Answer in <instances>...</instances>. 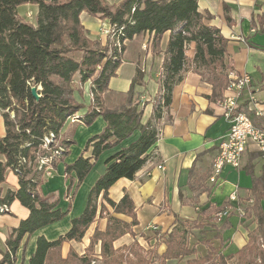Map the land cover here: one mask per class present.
I'll use <instances>...</instances> for the list:
<instances>
[{"label": "trees", "instance_id": "trees-1", "mask_svg": "<svg viewBox=\"0 0 264 264\" xmlns=\"http://www.w3.org/2000/svg\"><path fill=\"white\" fill-rule=\"evenodd\" d=\"M198 3L199 0H122L110 5L106 0H0V112L5 127V135L0 136V216L10 215L15 201L30 211L12 229L0 264H16L17 251L25 238L27 243L36 231L63 220L99 157L135 131H140V137L107 160L83 214L73 219L71 229L58 239L39 237L29 264H181L184 259L185 264H264V173L257 176L253 165L247 167L252 180L249 200L253 203L246 208V215L256 228L248 233V243L238 252L224 255L210 240H202L208 249L202 256L189 241V228L213 226L220 220V213L231 209L229 203L202 210L201 221L176 219L170 231L154 233L156 241L150 248L143 247L137 239L128 246L114 247V242L127 234L135 237L132 227L139 222L130 195L126 193L117 203L110 199L109 191L120 179L134 180L154 157L161 123L164 119L172 121L174 88L187 73L194 72L213 87L212 98L218 100L231 82L234 66L227 50L228 39L218 27L206 24L212 16L201 13ZM24 5L38 7L35 23L20 15L19 8ZM84 12L111 26L109 45L89 38L81 21ZM167 32L169 41L162 51ZM144 33L151 35L153 54H164L160 91L155 96L153 115L145 123L144 109L151 101L142 106L140 94L136 95V86L146 84L141 70L137 71L125 105L108 109L104 103L110 81L123 62L126 41ZM192 43L195 49L190 58L186 51ZM76 76L78 85L89 83L92 93V103L84 114L79 113L84 105L76 98ZM33 88L39 97L33 95ZM248 116L254 121L253 113ZM99 117L105 121V129L87 141L73 163H65L70 148L76 144L71 136L63 134L68 121L91 126ZM61 163H65L69 181L65 199L70 203L66 211L59 208L60 199L55 194L44 196L40 191L47 171H56ZM8 171L18 178L17 190L4 191ZM210 175L211 172L201 175L194 180V186L203 189ZM104 202L114 214L131 218V224L110 215L106 230H95L84 255L71 250L64 258L63 245L83 240L107 209ZM98 243L100 261L94 256ZM162 244L165 251L160 253Z\"/></svg>", "mask_w": 264, "mask_h": 264}, {"label": "crops", "instance_id": "crops-1", "mask_svg": "<svg viewBox=\"0 0 264 264\" xmlns=\"http://www.w3.org/2000/svg\"><path fill=\"white\" fill-rule=\"evenodd\" d=\"M106 1L110 5H117L122 0ZM198 6L201 13L212 16L206 24L218 27L228 39L227 50L234 66V72L230 74V78L243 74H248L252 78L251 86L241 97L237 111L247 115L253 113L254 121L251 120L253 124L258 123L255 127L264 129V116L257 115L250 103L251 97L254 96L257 105L255 107L264 110V0H199ZM31 7H36L37 16L38 7L36 5H24L19 9ZM81 21L91 33L90 36L96 38L100 29L99 19L84 12L81 15ZM169 37L170 32H167L161 44L162 51L166 49ZM151 44L152 39L149 33L126 41L123 62L116 77L111 79L109 90L104 94L105 104L110 109L124 105L137 71L141 70L144 73L146 84L136 86L135 90L151 100V103L144 109V123L153 115V100L160 91L159 76L164 59L163 53L153 54ZM194 49L195 44H190L186 55L192 58ZM76 77L79 79V76ZM87 84L90 87V84ZM212 95L213 87L206 83L200 75L194 72L187 73L173 90L170 108L172 121L164 119L161 123V134L153 148L154 157L137 173L134 180L120 179L109 191L110 199L117 203L126 193L132 198L139 222L134 230L137 234H145L147 238H151L144 242L146 245L142 244L145 248H150V245L152 246L156 241L152 238L154 228L163 234L172 229L176 219L201 221L202 210L207 208L209 210L213 206L221 207L226 203L231 204L230 215L214 221L213 226L207 225L200 231L213 235L215 240L211 241L212 245L220 248L224 255L234 254L248 243V233L252 230H248V224L245 222L247 220L246 208L249 206L244 203H253V201L249 200L252 180L247 174V167L253 165L255 174L262 175L264 155L251 147L244 154L242 167L240 169L226 167L218 185L211 184L208 179L203 189L194 186V180L203 174L212 172V163L218 154L219 145L231 127L223 106V100L230 94L225 90L218 100H214ZM90 97L92 101L91 90ZM0 119L2 120L1 115ZM72 121H68L63 130L65 136H71L76 141V144L70 148V155L65 159L67 164L73 163L82 154L87 141L92 136L101 133L106 127L102 117L97 118L91 126ZM4 135L5 128L0 129V136ZM140 135V131H135L130 138L99 157L90 172L92 173L91 180H88L89 174L73 197L69 214L63 220L36 231L28 239V244L25 243V238L17 251L16 264H29V259L36 251L39 237L44 236L49 241H53L71 229L72 220L81 216L85 211L90 191L106 169L107 160L122 148L136 141ZM88 155L90 153L86 154ZM255 155L257 156L254 157ZM0 160L3 158L0 157ZM65 163L58 165L55 175L46 179L40 189L44 196L56 193L60 199L59 208L63 211L68 209L70 203L65 199L66 187L69 184L65 180ZM159 166H164L165 169L161 170ZM6 177L7 180L3 184L4 191L17 190L19 188L17 176L8 171ZM234 192L238 199L231 202L229 197ZM100 203H102L101 200ZM9 211L13 215L0 216V259L6 250L5 240L11 233V229L18 227L20 221L30 214V211L19 201H15ZM118 217L129 219L124 215H118ZM6 218L11 219L12 224L3 227L1 220ZM94 232L95 230L89 229L81 242H66L62 247L63 257H67L71 250L84 255ZM131 242L133 238L125 235L118 239L114 246L121 248L124 245H130ZM100 247L99 243L97 252L100 251ZM196 248L198 250L197 246ZM24 251L25 256H23ZM159 251L160 253L165 251L164 244L160 246ZM198 255L201 254L198 253Z\"/></svg>", "mask_w": 264, "mask_h": 264}, {"label": "built area", "instance_id": "built-area-1", "mask_svg": "<svg viewBox=\"0 0 264 264\" xmlns=\"http://www.w3.org/2000/svg\"><path fill=\"white\" fill-rule=\"evenodd\" d=\"M109 27L111 26L105 23V25L100 28V33L107 37ZM251 83L252 78L248 74L232 76L231 82L226 88V92L230 95L223 100V106L225 116L230 121L231 127L228 134L222 139L218 154L212 163V172L209 177V182L213 185H218L220 183L226 167H231L233 169H240L242 167L244 154L249 148L253 147L256 151L264 155V132L248 128L247 125L243 124V120L235 119L234 117V109L240 107L239 101L244 92L250 88ZM144 103L145 101L142 102V105H144ZM250 103L253 105L257 115L264 116V110L255 107L257 105L254 96L251 97ZM158 168L161 170L165 169L164 166H159ZM229 199L231 202H235L238 196L234 192L230 195ZM229 215L230 210H227L220 213L219 217L223 218Z\"/></svg>", "mask_w": 264, "mask_h": 264}, {"label": "rangeland", "instance_id": "rangeland-1", "mask_svg": "<svg viewBox=\"0 0 264 264\" xmlns=\"http://www.w3.org/2000/svg\"><path fill=\"white\" fill-rule=\"evenodd\" d=\"M36 12H37V9H36V7H31V8H21V9H19V13H20V15L23 17V18H26L28 21H31V22H33V23H35L36 22ZM94 18V17H93ZM106 21V20H105ZM102 22H104V20H101V19H99V28H101L103 25H105V23H102ZM107 24V23H106ZM108 25V24H107ZM86 28V27H85ZM110 28V27H109ZM89 33V38L90 39H92V40H99L103 45H109L110 44V41H109V39L111 40V42H112V38L111 37H109V35H107L108 37H106L105 35H102L101 33H100V29H99V34H98V36L96 35L95 37L96 38H93V37H91L90 35H91V33L90 32H88ZM109 38V39H108ZM78 78L76 77V83H75V86H76V89H78L77 91H76V98H77V100L80 102V103H82L83 105H84V108L82 109V110H80L79 111V113L80 114H84L85 112H86V110L88 109V107L91 105V103H92V101H91V97H90V87H89V85L86 83L84 86H85V88H84V86L83 85H81V86H79L78 85ZM140 93H137L136 95H139ZM128 97H129V92H128V94H127V100H128ZM138 97V96H137ZM136 97V98H137ZM127 100H126V103H127ZM143 101H145V103H144V105H142V102ZM149 101H151L150 99H149V97L148 96H144L143 94H140V104L142 105V106H145V104H146V102H149ZM154 101V100H153ZM104 103H105V100H104ZM125 103V104H126ZM124 104V105H125ZM106 105V104H105ZM119 106H122V105H118L117 107H119ZM108 109H110L108 106H106ZM116 108V107H115ZM4 121H3V119L1 120L0 119V129L2 130H4ZM261 164V163H260ZM93 170V169H92ZM51 174H50V173ZM57 172V170L56 171H53V170H51V169H49L48 171H47V173H46V178H45V181H46V179H48V178H50V176H54L55 175V173ZM90 174V173H89ZM244 177H245V175H243ZM88 177V176H87ZM91 177H92V173L90 174V176H89V179L88 180H91ZM65 180H66V182H68L69 183V181L66 179V177H65ZM67 188V187H66ZM83 194H84V190H83ZM55 197H58V195L55 193ZM73 196V194H72V192L70 193V197H72ZM54 197V198H55ZM59 198V197H58ZM53 199V198H52ZM80 202V201H79ZM104 204H105V206H106V210L105 211H103V215H102V217H100V216H98L97 217V220L95 221V223H93L92 224V227L91 228H89L90 230H106V227H107V222H108V219L110 218L109 216L110 215H113L114 217H118V215H116V214H114L113 213V208L108 204V203H106V202H104ZM252 203L250 202V203H244V205H248V206H250ZM242 211V210H241ZM10 215H13V214H10ZM241 215V214H240ZM248 215H246V223L248 224V230H254L255 228H256V225H255V223L252 221V219H249L248 217H247ZM126 217V216H125ZM243 217V216H242ZM118 218H120V217H118ZM127 218H129V217H127ZM121 220H123L124 222H126L128 225H130L131 224V222H132V219L131 218H129L128 220H126V219H122V218H120ZM12 224V220L11 219H8V218H6V219H2L1 220V225L3 226V227H6V226H9V225H11ZM138 225H135V226H133L132 227V230L135 232V227H137ZM156 229V230H155ZM154 230H153V234L155 233V232H157V231H159V230H157V228H155ZM138 230V229H137ZM189 230H192V231H190V233H189V241H190V246H197L198 247V253L199 254H201L202 256L204 255V254H206L207 253V251H208V249L204 246V244L202 243V240H210V241H213L214 242V237H213V235H210V234H208L207 232H205V231H200V230H203L202 228L201 229H198V228H189ZM11 233H12V229H11ZM11 233L9 234V236L6 238V240H5V245H6V242H7V240L9 239V237H10V235H11ZM136 233V232H135ZM214 234V233H213ZM127 235H130V234H127ZM132 238H133V242L137 239L138 241H139V239H140V241H139V243L142 245V244H145L144 242L145 241H148L147 240V236L145 235V234H137L136 233V236L135 237H133L132 235H130ZM124 237V236H123ZM138 237H139V239H138ZM154 236H152V238H153ZM122 238V237H121ZM120 238V239H121ZM151 239V238H150ZM24 241V240H23ZM117 241V240H116ZM115 241V242H116ZM114 242V243H115ZM133 242H131L130 244H132ZM212 242V243H213ZM91 243V242H90ZM26 244H28V241H27V243ZM99 244V243H98ZM98 244H96L95 246H94V256L97 258V260H99L100 261V252L101 251H99V252H97V246H98ZM90 245V244H89ZM146 245V244H145ZM144 245V246H145ZM124 246H128V245H124ZM124 246H122V247H124ZM143 246V245H142ZM143 246V247H144ZM115 247V246H114ZM121 247V248H122ZM150 247H152L151 245H150ZM101 248V247H100ZM206 248V249H205ZM159 249H160V247H159ZM25 251H26V247H25ZM25 251H24V254H23V256H25ZM74 252H76V251H74ZM160 252V251H159ZM77 253V252H76ZM78 254V253H77ZM85 254V253H84ZM185 262H186V259H184L183 261H181V264H185ZM100 264V263H99Z\"/></svg>", "mask_w": 264, "mask_h": 264}, {"label": "bare ground", "instance_id": "bare-ground-1", "mask_svg": "<svg viewBox=\"0 0 264 264\" xmlns=\"http://www.w3.org/2000/svg\"><path fill=\"white\" fill-rule=\"evenodd\" d=\"M109 37L110 36H113V33H112V30H111V27L108 28V34ZM108 37V36H107ZM260 116V115H259ZM234 117L235 119H239V120H243V124L244 125H247L248 128H251V129H255V130H258V131H261V132H264V129H259V128H256L255 125L253 124V121L249 118V116L243 112H239L237 111V107L236 109H234Z\"/></svg>", "mask_w": 264, "mask_h": 264}, {"label": "water", "instance_id": "water-1", "mask_svg": "<svg viewBox=\"0 0 264 264\" xmlns=\"http://www.w3.org/2000/svg\"><path fill=\"white\" fill-rule=\"evenodd\" d=\"M32 93L35 97H39L36 88H33Z\"/></svg>", "mask_w": 264, "mask_h": 264}]
</instances>
